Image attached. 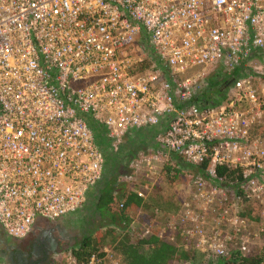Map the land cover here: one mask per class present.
Wrapping results in <instances>:
<instances>
[{"label":"built area","instance_id":"2783aa9c","mask_svg":"<svg viewBox=\"0 0 264 264\" xmlns=\"http://www.w3.org/2000/svg\"><path fill=\"white\" fill-rule=\"evenodd\" d=\"M86 116L104 127L113 150L129 131L156 129L161 147L152 152L178 160L189 176L192 195L178 222L184 238L194 236L193 251L226 253L229 229L224 240L206 229L228 194L259 206L264 230V0H0L6 235L82 206L104 166ZM202 164L200 172L186 168ZM220 166L238 171L241 197L228 193ZM101 251L84 264L110 260ZM67 264H77L70 253Z\"/></svg>","mask_w":264,"mask_h":264},{"label":"rangeland","instance_id":"374dc122","mask_svg":"<svg viewBox=\"0 0 264 264\" xmlns=\"http://www.w3.org/2000/svg\"><path fill=\"white\" fill-rule=\"evenodd\" d=\"M142 133H139L141 135ZM139 135L132 136V137H127L125 140L123 139L119 146L115 149V151H111L107 147V149L111 152L112 156H109L107 159V164L109 162L113 166H118L119 170L117 171V174L112 173V176H114V179H111L113 181L112 183L116 185L118 188L117 193L119 194V191L122 188H134L137 185L138 188L142 185H149L154 183V186L156 187H161L158 190H155L152 192L151 196V202L152 204L156 205L157 202L161 203H166V199L169 198L170 195H172L174 198L171 203H174V206L176 205V215L179 214V210L181 209V204L182 202L186 201V199H191V193L189 191V176L188 174H182V176L178 177L176 179H169L166 176L165 173V167L166 165H169V160L168 158L162 156L159 153L152 152L154 149L151 148L152 145L149 143L145 142L143 138ZM139 138V139H138ZM147 151L152 152L153 154H148ZM144 154L145 157H144ZM123 162L124 164L120 165L119 163ZM110 167V166H109ZM107 168V173L111 168ZM152 169V170H151ZM146 170H151L152 174H149L148 172L146 173ZM123 172L124 176L122 177L120 174ZM111 178V177H110ZM150 183V184H149ZM148 186V187H149ZM153 186V187H154ZM140 189V188H139ZM150 190V189H149ZM147 191V190H146ZM172 193V194H170ZM175 193V194H174ZM118 194L114 196V201L112 204V209H116L118 207ZM151 194V193H150ZM229 196L230 203L228 205H220L218 206V212L217 216L212 217L214 221L212 220V223H208L207 229L206 230H211L214 228V232L216 234H219L220 239H225V230L229 229L228 233H231V237L227 238L229 243L232 242L234 244L235 242L238 243V240L243 241V243L249 244V245H259L261 243H264V230H261V209L259 206L254 205L252 203H242V204H235L232 196ZM94 201V199L92 200ZM192 201H188V205L191 204ZM85 203V202H84ZM82 204L78 210H76L74 213L68 214L65 218H67V222H75L77 224H82L83 229L81 228V231L85 232V234H90L92 237L95 236V234H102L105 233V231L109 228L110 223L106 217L102 218H97L96 223H94L93 226L86 228L87 226V214L88 211L90 210L88 207L85 206V204ZM177 203V204H176ZM198 205L196 203L194 204L191 209H194L198 211ZM80 209H83V211H86V214H83ZM182 210V209H181ZM146 214L150 216L148 218V223H143L142 227H145V230L140 228H134L130 232V238L131 239H140L138 238L139 236L143 235L146 233L148 235L151 231H153V226H157L158 229L161 228V232L166 235L169 233V228L164 229L163 225H167L168 221L163 224V220H160V217L163 218L162 216H159L160 213L158 212H153V209L151 211H146ZM144 212V213H145ZM240 213H246L244 216H240ZM159 216V217H152L153 215ZM158 214V215H157ZM240 217L241 218V223L237 225V228L233 227V222L232 219L233 217ZM223 217V218H222ZM169 219V218H168ZM230 219V220H228ZM178 222V221H177ZM217 224H214L216 223ZM162 223L163 225H158ZM177 226V225H176ZM175 226V227H176ZM184 226L182 222H179V227L177 226V229L180 231L183 229ZM224 230V231H223ZM113 234V235H112ZM105 236L103 237L102 243H101V248L105 247L107 249L108 255H110V260L104 259L103 264H124L121 257L116 255L113 251L111 252V248L113 250V243L110 242L111 238L117 240L118 237L121 236V234H118V230H114L113 233L111 234H104ZM136 235V236H135ZM182 236V235H181ZM183 237V236H182ZM194 236L185 238L186 243H190L192 247L194 248ZM192 248V249H193ZM142 252H147L148 248L147 245H143L140 249ZM70 251H67L60 255V262L58 264H67V258L69 255ZM208 255L195 252L191 250L190 258L186 261L183 262V264H202L207 262L209 259ZM214 259V258H213ZM212 261H215L212 260ZM176 264V263H175Z\"/></svg>","mask_w":264,"mask_h":264},{"label":"trees","instance_id":"16d2710c","mask_svg":"<svg viewBox=\"0 0 264 264\" xmlns=\"http://www.w3.org/2000/svg\"><path fill=\"white\" fill-rule=\"evenodd\" d=\"M147 63V61H145ZM208 93H218V89ZM88 128L91 130L94 141L98 149L103 153L104 160L107 163L109 156H112L111 152L107 149L108 139L105 135V129L102 125L98 124L90 117H85ZM142 129V128H141ZM141 129H135L136 136L139 135ZM137 130V131H136ZM142 135V134H141ZM139 135V136H141ZM176 160V159H175ZM110 163V162H109ZM183 167L177 160L175 165H166L165 173L169 179H176L177 176H182V173L175 168ZM186 168L196 172H200L204 169V164L200 166L188 165ZM216 175H218L226 189L235 193L236 196L241 197V189L239 188L240 175L237 170L227 169L226 167H218L216 169ZM121 207L112 209L114 201L111 191L105 189L99 195V198L95 202L94 208L98 212V217H106L110 223L109 228L102 234H95L94 237L84 239L77 247L70 249V254L74 258L77 264H84L88 260L91 254L101 256V243L104 234H111L116 229L120 237L116 240L115 237L110 242L113 243V250L116 255L120 256L124 264H174L178 262H184L190 258L192 248L186 250L179 249L175 245L174 241L168 240L163 235L158 234V230L154 229L147 237L142 239H131L128 230V224L130 222V215L133 214L134 209L142 206L141 197H139L134 191L127 190L122 196ZM243 203H249L246 199H242ZM246 213H240V216H244ZM240 218V217H239ZM113 235V234H112ZM226 253L223 256H219L215 259L212 257L207 259L205 264H264V243L259 245L246 246L245 249H236V246L230 242ZM143 245L148 246L147 252L140 251Z\"/></svg>","mask_w":264,"mask_h":264},{"label":"flooded vegetation","instance_id":"af4514ba","mask_svg":"<svg viewBox=\"0 0 264 264\" xmlns=\"http://www.w3.org/2000/svg\"><path fill=\"white\" fill-rule=\"evenodd\" d=\"M119 164L124 163L120 161ZM112 167L109 174L114 179L112 173L117 174L119 167ZM120 175L123 177V172ZM84 204L90 209L85 226L88 228L96 223L98 212L94 208L95 202L91 199H87ZM80 210L86 214L85 210ZM81 228H84L82 224L74 221L38 219L21 237L8 236L0 229V259L3 264H57L60 255L77 247L85 238L91 237L81 231Z\"/></svg>","mask_w":264,"mask_h":264},{"label":"crops","instance_id":"0c3cea01","mask_svg":"<svg viewBox=\"0 0 264 264\" xmlns=\"http://www.w3.org/2000/svg\"><path fill=\"white\" fill-rule=\"evenodd\" d=\"M137 131V130H136ZM155 131L156 129L154 127H145V128H142L140 130V132L142 133L141 137L143 138V140L147 143H149L151 146L152 149H159L161 146L155 141L154 139V136H155ZM134 131H129L124 137L123 139L125 140V138L127 137H132L135 135V133H133ZM140 138V136H139ZM138 138V139H139ZM108 148L111 149L109 143H108ZM111 151H115L113 149H111ZM110 166V167H109ZM112 164L109 163L107 164L106 161L104 160V166H103V170H102V174H101V177L100 179L94 183L87 191L86 193V196H85V199H84V202L87 200V199H91L93 200L94 199V202L97 201V199L99 198V195L102 191H104L105 189H107V191H111V193L113 194V197L118 194L117 191H118V188L116 187L115 184H113L111 181L112 177L110 178V174L109 172L107 173V168H111ZM113 169V167L111 168ZM110 171V170H109ZM150 184V183H149ZM139 185H137L136 187L134 188H129V189H126L125 187L122 188L120 191H119V194L117 195L118 196V203L121 202L122 200V195L127 191V190H132L134 192H137V191H140L143 195V197L141 198V204L142 206H140L139 208L137 209H134L133 214L130 215V222L128 224V232H129V235L131 234L130 232L132 231V229L134 230V228H140L143 226V223H148V218L150 216H148V214H146L145 210L146 211H151L153 209V212H158L160 213L159 216H162L163 218L160 217V220H163V224H165L167 221H168V224L167 225H163L162 223L158 224V225H163L165 227H163L164 229H170L169 230V233L166 234L167 236L170 237V240L174 241L175 245L178 246L179 249H184L186 250L187 248H192V245L190 243H187L185 242L186 239L184 237L181 236V233L179 232V230L177 229V226L179 227V222L178 221V215H176V205L174 206V203H171L172 200H173V196L170 195L169 198L166 199V203H159L157 202L156 205L152 204L151 202V196H152V192H154L155 190H158L161 188V187H156L154 186V183L153 184H150L149 185H141L139 188H138ZM149 186V187H148ZM154 186V187H153ZM150 189V190H149ZM147 190V191H146ZM151 193V194H150ZM172 194V193H170ZM175 194V193H174ZM177 204V203H176ZM78 210V209H77ZM145 212V213H144ZM158 215V214H157ZM159 216H156L153 215L152 217H159ZM66 217V216H65ZM61 218L59 220H67V218ZM169 218V219H168ZM177 225V226H176ZM176 226V227H175ZM142 229L145 230V227H142ZM156 229L158 230V234L162 233L161 232V228L158 229L157 226H153V230ZM165 235V236H166ZM136 236V235H135ZM148 235H146V233H144L143 235L139 236L138 234V238L142 239L144 237H147ZM137 239V238H135ZM148 248V246H147ZM175 264V263H174ZM176 264H183V262H178ZM202 264H205V263H202Z\"/></svg>","mask_w":264,"mask_h":264}]
</instances>
